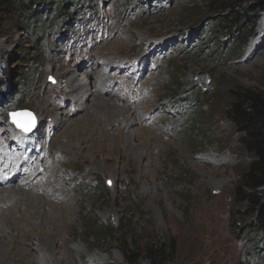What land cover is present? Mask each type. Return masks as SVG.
I'll use <instances>...</instances> for the list:
<instances>
[{"label": "rangeland", "instance_id": "374dc122", "mask_svg": "<svg viewBox=\"0 0 264 264\" xmlns=\"http://www.w3.org/2000/svg\"><path fill=\"white\" fill-rule=\"evenodd\" d=\"M86 1L78 2V9L67 5L74 13L69 21L54 12L36 26L11 11L0 16V139H12L10 149L24 148L23 161L48 145V155L39 159L42 168L22 189L36 184L32 197H44L61 209L69 205L71 214L55 230L51 264L66 258L56 245L76 249L71 264H129L126 250L133 251L130 258L138 256L139 264H150L149 250L169 240L175 252L162 264H247L251 244L234 238L229 224L237 210L235 187L252 156L241 145L228 109L240 90L264 92V5L252 0L213 6L211 0ZM88 51L94 55L90 59ZM102 57L114 65L115 82L132 84L127 98L125 92L119 98L118 87L116 94H100L130 109L128 126L119 125L120 116L103 129L81 120L82 111L68 116L74 84L65 80L80 81L88 105L89 95L98 93L93 87ZM82 60L84 69L77 68ZM88 69L96 72L87 76ZM24 73V80L18 78ZM201 73L206 88L198 79ZM133 87L146 94L140 103L128 101ZM52 94L58 101L62 96L65 108L50 110ZM134 109L142 123L134 119ZM17 110L32 113V131L25 133L10 121L9 114ZM69 133L76 140L71 147ZM2 145L7 144L2 140ZM118 150L122 156L114 161L101 155L115 157ZM31 166L28 161L18 170ZM100 181L104 192H98ZM8 182L0 177L2 185ZM12 204H0V209ZM41 207L42 213L50 210ZM48 216L56 218L55 213ZM94 222L111 227L96 231L90 227ZM10 234L0 228V243L8 242ZM37 243L32 240L41 253ZM16 259V264H28L0 254V264Z\"/></svg>", "mask_w": 264, "mask_h": 264}, {"label": "bare ground", "instance_id": "6f19581e", "mask_svg": "<svg viewBox=\"0 0 264 264\" xmlns=\"http://www.w3.org/2000/svg\"><path fill=\"white\" fill-rule=\"evenodd\" d=\"M111 39H109L108 41H110ZM97 41L98 40H96V42ZM86 55L90 56V57H86L88 59H90L94 56L91 54L90 51H88L86 53ZM141 57L136 58V59H140L142 62H144L145 59H143ZM84 60H85V58H84ZM84 60H82L80 63L78 62L79 64L78 63L76 64L77 68L84 69V66H83ZM102 62L103 63H102V68L100 69V74L96 75V73H95L98 84L94 85V87H93V89H95V91H97L98 93H97V95H95L94 93H91L89 95L90 98H89V104L88 105H85L83 102V99H82L83 94H82V91H80V88L82 86L80 81H78V80L76 81L73 76H70V78L68 77L65 80V83H67L68 85L72 84V83L74 84V88H73L74 96L71 99H69V101H67L70 105L68 116L82 111L83 116L81 115L82 116L81 120L84 119V122L91 121L90 125L93 127L100 125V129H103L104 125H106V123L111 124V122L113 121V119L115 117L120 116L121 119L116 120L119 122V125L125 124L128 126L130 124V122L132 123V121L128 120L129 116L125 115V113L126 112L130 113V109L126 106H122V108H121V107H119L118 104H115L111 99H105V98L101 97L100 94L103 92H105L107 95L108 94L109 95L116 94L115 90H113V88L115 89L116 87H118L119 90H118L117 95L119 96V98L122 99V97H120L122 94L120 95L119 93H123V92H125V94H126L125 98H127V94H128L127 92L130 89V86L132 84L130 81H122V82H119V84L117 82H115L114 80L119 81V78L114 73L115 71H112L114 65L112 66L111 61H109L107 63L104 60V58H103ZM107 68H110V70H107ZM119 68L121 70V66ZM84 71L87 74V76H90L91 72H96V71H94V69H91V71L90 70L89 71L84 70ZM127 73H129V72L127 71ZM134 74L136 76V73H134ZM105 75H107V76H105ZM110 81H112V86L109 84ZM140 84H141V82H140ZM121 85H128V86L122 87ZM134 87L131 88V93L129 94V98H128V101L131 104L139 101L138 99H140V101L137 103H140L146 97V94H143V95L141 93L137 94L135 92ZM90 90H92V88ZM53 91L55 93H60L58 90H56L54 88H53ZM50 92H51V90H50ZM80 93L82 94L81 96H80ZM62 95H64V94H62ZM78 96L80 99L78 98ZM47 97L49 98V96H47ZM53 97L55 98L54 100H52ZM60 98L61 99L58 101L57 96L52 94L51 104H53L55 106H54V108L50 109L51 111L53 109L57 110L59 108V110H61V108H65V104L62 102V96ZM59 102H61V103H59ZM132 106H134V105H132ZM55 108H57V109H55ZM134 108H135V106H134ZM89 110H91V113L89 112ZM46 112L50 113L49 110H46ZM132 112L134 113V119L138 118V121H141V123H142V118L140 117L139 113H137V110L134 109V111H132ZM43 113H45V112L43 111ZM133 113H131V114H133ZM61 114H63V113L61 112ZM98 116H101L103 119L101 118L102 120L99 121ZM127 117H128V119H127ZM88 118L90 120H87ZM59 121L60 120L56 119L55 124L58 125ZM64 123H65V121H64ZM95 130H97V129H95ZM65 131L63 130V133H65ZM115 131L120 135H123V136L127 135V132L124 130L116 129ZM6 137L5 136L2 137V140L7 144L5 146L2 145V140L0 139V177L4 178L5 182H7V181H9V182L5 185H2L0 183V186H1L0 187V204L10 203L11 201L13 202V204L9 205V208H7L6 210L0 209V228L3 230L4 229H10L11 230L10 237H8L9 241L7 242L5 240V241H3L4 243L3 242L0 243V254L3 257L4 256H12V260H14V258L18 256L25 261L27 260L28 264H51L52 259H53L52 245L58 243V241L54 240L55 238H53V237H55V236L57 237V235H59L58 232H56L55 230H59L63 225H65L67 222V219L70 217L71 214L69 212V205L68 206L65 205L61 209L60 205L51 204L44 197H39V196L37 197V195L35 197H32L33 195L31 196L30 190L31 189L34 190V188H37L35 183H32V185L33 184H35V185L27 192H24L25 190L22 189V187H30L31 186V181H32L31 173L37 169L42 168V166L39 162V159L48 155V151H49V150L47 151L48 145H44L41 147V150H40V153L38 156L34 157V155L29 154V155H26L27 158H26V160L24 159L25 161H23V160H21L20 156L22 153H25L22 150L24 148H20L17 146L18 148L13 147L10 149V147H8V143H11L12 139H7ZM14 137H16V136H14ZM20 138H21V135H20ZM66 139H67L66 141H67L68 146L69 145H70V147L74 146L76 140L73 138V136L70 133L68 134V136H66ZM11 144H13V143H11ZM34 153H36V152H34ZM101 155L103 156L104 160L110 162V161L117 160L118 157L121 158L122 151L118 150L117 155L115 157L114 156H108L107 154H104V153H102ZM28 161L32 162V166L30 168H28L27 171L20 172L18 170V166H25ZM10 166H12L11 169H10ZM46 167H45V171H46ZM10 173H11V178H10ZM5 175L6 176L8 175V177L6 178ZM18 179H25V180H27V182L24 184H19V186H17V187L15 186L16 188L8 185V184H15L16 180H18ZM55 184H57V183H55ZM52 189L54 191H57L55 188H52ZM21 206H24V207H21ZM41 206H44L45 208L47 207V209L50 207L49 212L42 213L43 210H42ZM35 208H37L38 210H35ZM50 213H55L56 218L55 219L51 218L52 220H49L48 215H50ZM44 220H46V221L43 222ZM41 223H42V226L40 225ZM51 231H55V234L53 235V233H52V236H50ZM32 240L38 241V243H37L38 246H36V247L38 250L42 251L41 252L42 254L39 253L33 247ZM56 247L59 248L58 249V250H60L59 252H61V250H62L61 253H64L66 255L65 259H63V258H62V260L60 259L61 260L60 263L61 264H71V261H72L71 258H72L73 252L76 249L75 248H73V249H65V248L62 249L61 245H56ZM39 254H41L40 258L38 257ZM15 262H19L18 259H16L14 261V263Z\"/></svg>", "mask_w": 264, "mask_h": 264}, {"label": "trees", "instance_id": "16d2710c", "mask_svg": "<svg viewBox=\"0 0 264 264\" xmlns=\"http://www.w3.org/2000/svg\"><path fill=\"white\" fill-rule=\"evenodd\" d=\"M82 1L87 2L86 0H0V16L2 13L11 11L23 19L31 20L30 23L36 26L54 12L57 17L60 15L64 20L69 21L74 13L69 14L66 9L67 5L71 4L77 8L78 2ZM233 1L211 0L209 4L213 6L217 2L231 3ZM237 1L241 4L246 0ZM252 1L264 5V0ZM56 7L58 9L54 10ZM227 7H231L230 4ZM26 74H20L18 78L22 76L24 80ZM228 115L240 133L241 145L252 156V160L240 175L235 187L237 210L233 215L234 220L229 225L234 238L245 239L251 244L252 254H248L251 257H248L247 264H264V92L252 89L240 90L238 95L234 96L228 109ZM104 191L103 182L100 181L98 192ZM237 217L240 220L243 219L244 222L241 225L235 222ZM90 227L93 230L104 232L111 226H100L94 222ZM149 251L152 254L150 264H162L168 255L174 254L175 243L169 240ZM132 253L133 251L129 250L125 253L129 264H139L138 256L130 258Z\"/></svg>", "mask_w": 264, "mask_h": 264}, {"label": "snow or ice", "instance_id": "6c2138e0", "mask_svg": "<svg viewBox=\"0 0 264 264\" xmlns=\"http://www.w3.org/2000/svg\"><path fill=\"white\" fill-rule=\"evenodd\" d=\"M9 115L12 118V122L16 124L17 127L22 128L25 133L32 131V129L35 127V118L30 112L10 113ZM18 116H27L29 119L27 122L22 123L17 119Z\"/></svg>", "mask_w": 264, "mask_h": 264}, {"label": "water", "instance_id": "95a60500", "mask_svg": "<svg viewBox=\"0 0 264 264\" xmlns=\"http://www.w3.org/2000/svg\"><path fill=\"white\" fill-rule=\"evenodd\" d=\"M198 79L200 81V84L202 85L203 88H206V83H207V79H206V75L201 73L199 76H198ZM25 112H30L28 110H17V111H14V112H11V113H25ZM31 113V112H30ZM18 120H20L22 123L24 122H27L28 121V117L27 116H18L17 117ZM10 121L12 122V118L10 117ZM14 124V123H13ZM16 126V124H14ZM17 127V126H16ZM19 128V127H17ZM22 129V128H20ZM33 130V129H32ZM23 131V130H22ZM24 132V131H23Z\"/></svg>", "mask_w": 264, "mask_h": 264}]
</instances>
